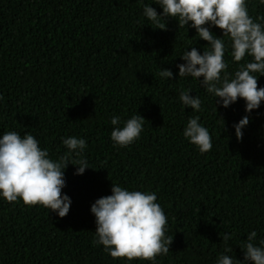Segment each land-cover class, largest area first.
<instances>
[{"label":"trees","instance_id":"1","mask_svg":"<svg viewBox=\"0 0 264 264\" xmlns=\"http://www.w3.org/2000/svg\"><path fill=\"white\" fill-rule=\"evenodd\" d=\"M153 3L0 0V134L28 131L53 160L65 157L61 138H84L90 167L77 176L67 166L62 193L72 203L63 218L40 205L0 199V264H124L93 242L90 206L111 194V182L156 193L166 235L173 236L156 264H215L226 233L229 255L242 259L249 232L264 239V103L237 141L232 125L244 115V102L217 105L216 113L214 98L196 81L176 79L183 51L193 46L202 53L207 42L174 19H162L166 29H156L142 15L146 4L161 12ZM247 7L254 20L264 16L256 0ZM224 59L231 74L230 50ZM161 68L173 80L159 77ZM257 86L264 87V76ZM182 89L200 97L199 112L180 103ZM137 112L145 119L139 139L113 147L111 117L123 122ZM189 116H199L209 131L206 153L182 135Z\"/></svg>","mask_w":264,"mask_h":264},{"label":"clouds","instance_id":"2","mask_svg":"<svg viewBox=\"0 0 264 264\" xmlns=\"http://www.w3.org/2000/svg\"><path fill=\"white\" fill-rule=\"evenodd\" d=\"M256 3L264 6V0ZM153 4L161 12L158 14L146 4L142 15L157 25L156 29H166V23L160 22L162 19H174L178 27L193 29L197 39L207 42L202 53L193 46L183 51L179 56L182 63L176 64V79L196 81L214 98L216 113L217 105L227 109L238 99L242 100L244 115L232 125L240 141L249 117L264 103V87L257 86L258 78L264 76V16L254 20L248 14V0H154ZM213 27L221 30L220 37L211 31ZM223 37L228 38L227 42ZM227 50L236 64L231 74L226 71ZM158 75L173 80L174 74L170 69L161 68ZM190 93V89H182L178 99L186 109L199 112L202 101ZM199 120V116H189L182 135L203 154L211 150L212 143L208 129ZM144 122L138 112L123 122L120 117L112 116L113 147L124 148L139 139ZM61 143L67 150L65 157L53 160L28 131L0 134V199L7 203L19 201L26 206L40 205L48 214L65 217L72 203L62 193L66 186L65 170L70 164L75 168L73 174L79 176L90 167L83 155L87 147L84 138L63 137ZM110 191V195L96 199L90 206L95 223L94 244L102 246L113 259L124 258V264L134 259L156 264V257L167 255L173 241V236L166 235V216L156 202V193L130 190L113 182ZM220 239L224 249L215 264H264V239L257 241L256 231L249 232L240 246L242 259L229 255L233 253L228 244L230 234Z\"/></svg>","mask_w":264,"mask_h":264}]
</instances>
